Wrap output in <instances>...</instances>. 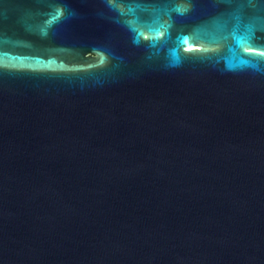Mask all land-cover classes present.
Returning a JSON list of instances; mask_svg holds the SVG:
<instances>
[{
	"label": "water",
	"instance_id": "1",
	"mask_svg": "<svg viewBox=\"0 0 264 264\" xmlns=\"http://www.w3.org/2000/svg\"><path fill=\"white\" fill-rule=\"evenodd\" d=\"M0 264H264V0H0Z\"/></svg>",
	"mask_w": 264,
	"mask_h": 264
}]
</instances>
